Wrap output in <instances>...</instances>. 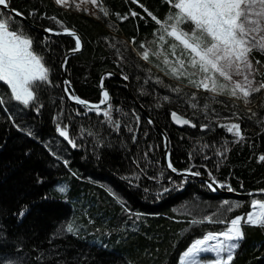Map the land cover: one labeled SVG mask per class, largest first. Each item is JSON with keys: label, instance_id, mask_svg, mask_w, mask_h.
<instances>
[{"label": "trees", "instance_id": "obj_1", "mask_svg": "<svg viewBox=\"0 0 264 264\" xmlns=\"http://www.w3.org/2000/svg\"><path fill=\"white\" fill-rule=\"evenodd\" d=\"M99 1L101 9L107 10V16L102 10L96 17L72 8L66 10L53 0H10L12 7L23 12V16L35 25L59 28L60 25L52 19L55 15L79 33L84 46L68 57L65 67V76L77 95L89 101H98L101 98L99 76L107 69L119 74L127 72L130 78L125 81L116 75L102 77V86L109 90L113 105H120L128 113L121 116V130L115 132L107 123L98 124L103 122L102 114L85 113L82 106L73 104L63 92L60 60L67 49L74 47V39L68 35L43 36L23 23L25 30L34 37L35 49L45 55L51 67L52 80L59 83L46 88L39 96V103L43 104L39 112L35 111L37 104L21 106L24 114L17 120L22 125L20 129L6 118V112L0 110V256L15 261L18 254L23 264H178L180 254L192 239L208 230H221L226 225L204 222L189 230L191 216L187 211L177 212L175 209L188 202L189 205L198 203L197 209L211 211L221 207L223 210L228 207L221 206L223 200L242 202L226 213V218L230 219L237 214H246L253 197L214 193L197 179H182L175 175L173 178L181 181L183 186L169 187L167 176L172 174L164 162L161 132L149 123L139 105L166 132L168 151L175 167L193 165L194 171L199 170L204 175L211 169L217 179L230 183L234 191L257 190L264 188V161L257 158L264 154V89L253 92L248 104L242 98L234 97L241 104L226 93L216 95L213 100L209 99L210 94L192 86H185L184 91L177 94L151 79L145 83V70L148 68L152 69V75L162 76L166 83L173 86L177 83L156 68V62L162 63V60L150 56L149 61H143L137 55L143 50L139 42L152 40L155 22L150 17L145 20L146 13L119 19L116 13L125 15L132 9L143 12L135 0ZM141 2L160 16L168 11L165 0ZM33 8L37 10L35 16L31 14ZM0 11L8 14L2 8ZM41 13L47 15L42 16ZM106 36L110 39L105 40ZM133 36L136 41H132ZM45 37L48 38L46 42ZM110 41L116 42L118 47L127 45L142 67L137 69L126 63L117 64L118 57L115 49L110 47ZM149 46L155 47L154 44ZM257 57L264 61V53L254 49L251 58L255 62ZM257 67L264 73V63ZM138 76L140 79H137ZM256 78L259 81L264 77L257 73ZM141 87L147 91L140 92ZM5 89L6 85L0 82V94ZM196 90L198 106L192 108L187 101L191 98L190 92ZM157 92L172 98L168 101L161 99L162 106L157 108ZM206 100L209 114L240 121L244 133L240 141L219 127V121H211V129L199 128V123L209 122L203 111ZM133 108L141 116L138 130L131 112ZM173 109L193 119L196 126L174 125L170 117ZM237 112L239 116L235 115ZM58 113L61 114L60 122L68 124L70 134L80 146L71 147L55 131L57 120L53 117ZM115 116H120V113L114 111ZM90 124L96 126L97 131L103 128L104 145L94 148L93 138L87 132L84 136L79 135L81 126L87 129ZM128 127H132L133 131L129 132ZM25 128H30L36 135L28 136ZM133 134L137 136L135 142L131 139ZM225 140L229 147L226 158L217 157L215 147ZM213 141L215 145L205 150L208 153L205 161L199 148L201 144ZM42 144L60 149V155L68 159L69 164L59 161L54 170L46 167L52 157ZM149 145L156 146L149 151V157L160 163L147 168V174L141 176L139 184L130 183L125 177L135 168L133 156L142 157ZM190 151L193 152L192 157L189 156ZM160 171L164 173L163 178L154 181L151 177ZM105 185L122 197L133 213H139V219L124 211L125 205L119 203ZM157 185L169 189L159 198ZM21 210L24 211L23 216L20 215ZM174 216L177 219H173ZM69 223L74 226L72 233L66 230ZM242 227L245 236L232 264H264V226L242 223ZM57 232L62 234L53 236ZM38 253L43 255V261L35 259Z\"/></svg>", "mask_w": 264, "mask_h": 264}, {"label": "snow or ice", "instance_id": "obj_2", "mask_svg": "<svg viewBox=\"0 0 264 264\" xmlns=\"http://www.w3.org/2000/svg\"><path fill=\"white\" fill-rule=\"evenodd\" d=\"M165 2L168 5V11L163 16L151 11L141 0H135V3L143 10L142 13L134 9L125 15L116 13L120 20L126 19L129 15L139 17L146 13L145 20L150 17L151 21L155 22L156 27L153 28L152 40H141L139 43L143 50L138 51L137 55L143 61H149L150 56L156 57L158 61L162 60V63L156 62V68L160 69L165 76L181 81L173 86L166 83L162 76L152 75V69L148 68L145 70L147 73L144 77L145 83H148L151 79L155 84L163 85L165 88L170 89L172 93L177 94L184 91L185 85L192 86L197 90L203 89L211 93L209 99L213 100L216 98L215 94L226 93L230 97L242 98L245 104H248L249 97L253 92L264 89V78L258 82L256 80L257 73L264 77V73H261L260 68L257 67L264 61L257 57L254 62L251 58L254 49L264 53V0H165ZM55 3L67 6V0H55ZM91 3L96 5L97 0H91ZM2 5H7L8 14L0 11V82L6 85L5 91L0 94V106H2L0 110L6 112V118L11 120L17 129H20L22 125L17 120L20 115L24 114L21 106L31 107L33 104H37L35 111L39 112L43 107V104L39 103V96L44 93L46 88L54 87L59 82L52 80L51 67L46 62L45 55L35 49L34 37L25 30L23 22L16 21V15L23 16L24 13L13 8L10 0H0V6ZM77 7H79V4H77ZM101 10L105 16L108 15L106 9L102 8ZM36 12L35 8L31 9L33 16L36 15ZM95 14L93 13V15ZM41 15L47 14L41 13ZM52 19L56 20L60 27H47L45 29L47 33L62 32L70 34L74 38V47L67 49L61 63L62 67H66L68 54L82 49V38L73 27L66 26L63 20L58 19L55 15L52 16ZM44 39L46 42L48 38L45 37ZM109 39V37H105V40ZM136 39L135 36L132 37V41H136ZM150 44L155 45L154 49L149 46ZM110 47L115 49V55L118 57L117 64L126 63L137 69L142 67L137 62L136 57L128 50L127 45L118 47L116 42L110 41ZM104 75L111 76L113 73L105 72ZM120 75L125 81L130 78L129 74L124 71L120 72ZM137 79H140V77L138 76ZM63 84L65 85L63 91L68 94L72 101L83 105L87 111H94L98 116L103 115V122H98V124L107 123L115 132L121 130V116H127L128 113L120 105H113L107 88H103L101 98L98 101L92 102L72 93L67 87L71 84L70 80L65 79ZM139 91L143 93L147 89L141 87ZM184 95H188V93L184 92ZM157 97V108L162 106L161 99L168 101L172 98L168 94L159 92H157ZM190 97L187 102L192 108H197L196 98L198 92L191 91ZM60 99L63 100L64 97ZM208 108L209 103L206 100L203 104V111L209 122L199 123V128L211 129L213 127L211 121L215 120L219 121V127L225 129L227 133L233 134L236 141L243 138L244 133L239 120H228V118H221L219 115L209 114ZM76 111L79 112V109H76ZM114 111L119 112L120 116L114 117ZM215 111L213 108L212 112L215 113ZM248 111L252 112V109H248ZM131 112L134 114L133 119L138 130L141 116L135 108ZM193 115H196V113H193ZM235 115L239 116L240 113L237 112ZM170 116L171 120L177 125L196 126L193 119L182 115L175 109L171 110ZM53 119L57 120L55 131L72 147L80 146L76 138L70 134L68 124L60 122L61 114L58 113ZM260 122L257 121V123ZM149 123H153L151 117H149ZM24 131L28 136L36 135L30 128H25ZM128 131L132 132L133 128L128 127ZM85 132L93 138L94 148L105 144L103 128L97 131L96 126L91 124L87 129L82 125L79 135L84 136ZM108 135L111 136V133H108ZM131 139L135 142L137 136L133 134ZM166 140L165 137V148H167ZM196 143L200 144V141ZM214 145L215 141L211 144H201L199 153L205 161L208 158V153L205 150L212 148ZM45 147L54 157L63 160L64 165L69 164V160L60 155V149H54L48 144H45ZM155 147V145H149L148 150L143 152L142 157L133 156L135 168L125 177L130 183L139 184L141 176L147 174V168L153 166V164L159 165L158 160H152L149 157V151ZM228 151L227 140L222 145L215 147V155L220 158H226ZM166 155L169 156L167 168L171 169L172 172L181 173L185 177L201 175L199 170H193V165L186 168L175 167L170 158V153L166 151ZM189 156L192 157L193 152L190 151ZM257 158L264 161V154L259 155ZM204 166L207 167V163ZM216 166H219V160ZM207 175L210 179L205 183L210 189L215 190L216 185L220 187L227 185L231 188V184L227 181L217 179L211 169ZM163 176V171H160L151 178L158 181ZM167 180L170 182L169 187L183 186L181 181L175 180L171 175L167 176ZM104 187L119 203L125 205L124 211L136 215V218L139 219L140 214L133 213V210L127 207L122 197L111 187L107 185ZM168 190L162 185H157V198ZM61 191H64V189L61 188ZM257 191L264 193V189ZM241 203L240 201L229 202L223 200L220 202L221 206H230L223 210L218 207L215 213L208 214H203L202 210L199 213L195 211L199 207L198 203L189 205L188 202H185V205H182L181 208L175 209L177 212L187 211L191 216V220L188 222L189 230L204 222H219L226 225L221 230H208L202 236L192 239L188 247L180 254V264H232L237 249L241 246L240 242L245 236L242 223L264 226V198L251 199V210L247 211L246 214H237L227 219L226 213L239 207ZM20 215H24L23 210H21ZM173 219H177V217L174 216ZM66 230L72 233L74 231L73 224L69 223ZM59 234H62V232L54 233L53 236ZM204 253H212L214 258H202ZM35 259L43 261L44 257L38 253ZM0 264H23V261L18 254L15 261L0 256Z\"/></svg>", "mask_w": 264, "mask_h": 264}, {"label": "water", "instance_id": "obj_3", "mask_svg": "<svg viewBox=\"0 0 264 264\" xmlns=\"http://www.w3.org/2000/svg\"><path fill=\"white\" fill-rule=\"evenodd\" d=\"M0 7H2L3 9H5V10L8 12V7H7V5H2V6H0ZM16 17L20 18V19H21L24 23H26L30 28H32L33 30L39 32V33L42 34V35L51 36V35H55V34H59V35H64V34H65V33H62V32H60V33H47V32L45 31V29H46L47 27H40V26H38V25H35V24H33L32 22H30L25 16H20L19 14H17ZM77 33H78V32H77ZM68 35H70V34H68ZM82 44H83V46H84V42H83V40H82ZM82 48H83V47H82ZM81 50H82V49H81ZM81 50H79V51H81ZM79 51H77V52H72V53L68 54V57H69L70 55H73V54L78 53ZM66 52H67V51H66ZM66 52H65V53H66ZM65 53L63 54V56H62V58H61V60H60V65H59L60 78H61V83H62L63 87H65V85L63 84V81L66 79V76H65V67H62V66H61V63H62V60H63V57H64ZM105 72H111V73H113V75L121 76L117 71H115V70H113V69H107V70L102 71V73H101L100 76H99V81H98L101 90H103V88H105V87L102 86V77H103V75H104ZM121 77H122V76H121ZM69 90H70L72 93L76 94V92H75V90H74L73 88H70ZM64 93H65V96H66L70 101H72V100L70 99V97H68V94H67L66 92H64ZM76 95H77V94H76ZM72 102L75 103V104H79V103L76 102V101H72ZM136 104L138 105L137 102H136ZM79 105H80V104H79ZM81 106H83V105H81ZM83 107H84V106H83ZM139 107H140V109L142 110V112H143V114L145 115V117L149 120V117H151V116L145 111V109H144L141 105H139ZM87 112H94V111H87ZM151 118H152V117H151ZM152 120H153V119H152ZM153 122H154V120H153ZM172 122H173V121H172ZM154 123H155V122H154ZM173 124L176 125V126H178V127L183 126V125H177V124H175L174 122H173ZM155 125L159 128V130H160V132H161V135H162V137H163L164 161H165V165H166V168H167V161H168V158H169V156L166 155V151L168 152V139L166 140L167 148H165V137L167 138V134H166V132H165L162 128H160L156 123H155ZM190 126H191V125H190ZM167 169H168V168H167ZM168 170L171 172L172 175L181 176V177L188 178V179H189V178H197V179H201L203 182L209 180V178L204 177L202 174H201L200 176L189 175V176L185 177V176H183V174H181V173H174V172H172L171 169H168ZM205 184H206V183H205ZM213 191H214L215 193L234 194V195H236V196H241V197H244V196H252V195H258V194H264V193H260V192L257 191V190H250V191H247V192H235V191H234V192H230L229 190H222L221 187H220L219 185H216V186H215V190H213ZM250 192H251V195H250Z\"/></svg>", "mask_w": 264, "mask_h": 264}, {"label": "rangeland", "instance_id": "obj_4", "mask_svg": "<svg viewBox=\"0 0 264 264\" xmlns=\"http://www.w3.org/2000/svg\"><path fill=\"white\" fill-rule=\"evenodd\" d=\"M54 2H55V0H54ZM77 4H79V7H77ZM61 7H63L64 9H70V8H72V9H74V10H76V11H79V12H85L87 15H89V16H91V17H96L98 14H99V12L101 11V1H99V0H97V4L96 5H93L92 3H91V0H67V6H65V5H60ZM93 13H96L95 15H93ZM152 67V66H151ZM155 71L157 70L156 68H154V67H152ZM159 72V71H158ZM162 71H160V73H161ZM163 73V72H162ZM164 74V73H163ZM162 74V75H163ZM169 78H171V77H169ZM172 80H174L173 78H171ZM256 80H257V78H256ZM174 81H176L177 83H180V81H177V80H174ZM257 82H258V80H257ZM185 86H187V85H185ZM187 87H189V86H187ZM193 89H195L194 87H192ZM200 91H202V92H205V93H207V94H210V95H212L211 93H209V92H207L206 90H203V89H199ZM10 91V90H9ZM197 91V90H196ZM101 92H102V90H101ZM221 93H218V94H215V96L216 95H220ZM230 97V96H229ZM230 98H234V97H230ZM237 102H239V103H241L242 104V102H240L238 99H236V98H234ZM102 106H105V105H102ZM246 107H248V106H246ZM188 126H190V125H188ZM163 140V139H162ZM164 148V147H163ZM46 151H47V153H48V155L50 156V157H52V161H50V164L48 163V165H46V167H48L49 169H51V170H54L56 167H57V165H58V163L57 162H59V161H61V163L63 164V160H60V159H57L56 157H54L47 149H46ZM169 171V170H168ZM170 172V171H169ZM173 176V175H172ZM176 176V175H175ZM188 179V178H187ZM226 186V185H225ZM262 189H264V188H262ZM230 192H234V191H232L230 188L228 189ZM253 190H256V189H253ZM257 190H259V189H257ZM239 192H242V191H239ZM228 195H232V196H235V197H241V196H236V195H234V194H228ZM245 197V196H244ZM252 197L253 198H264V194H258V195H252ZM252 198V199H253ZM229 202H232V201H229ZM228 207L230 206V205H227ZM223 208H225V206H223ZM201 210L203 211V214H208V213H215L216 212V210L215 209H213V210H211V211H208V210H204L203 208H199V209H195V211L196 212H201ZM250 210H251V204H250ZM202 258H206V259H212V258H214V254H212V253H204V254H202ZM178 264H180V257H179V261H178Z\"/></svg>", "mask_w": 264, "mask_h": 264}, {"label": "bare ground", "instance_id": "obj_5", "mask_svg": "<svg viewBox=\"0 0 264 264\" xmlns=\"http://www.w3.org/2000/svg\"><path fill=\"white\" fill-rule=\"evenodd\" d=\"M54 1V0H53ZM0 8H2V7H0ZM3 9V8H2ZM5 12H7L5 9H3ZM8 13V12H7ZM16 18H18V17H16ZM20 21H22L20 18H18ZM23 22V21H22ZM24 23V22H23ZM26 24V23H25ZM27 25V24H26ZM79 34V33H78ZM55 35H59V34H55ZM55 35H51V36H55ZM64 35H68V34H64ZM43 36H47V35H43ZM68 36H70V35H68ZM81 37V36H80ZM74 39V38H73ZM156 72H158V70H156ZM59 74H60V70H59ZM101 74V73H100ZM67 79V78H66ZM60 83H61V78H60ZM61 87H62V89H63V85H62V83H61ZM67 87L70 89V88H73L72 87V85L70 84V85H67ZM64 92V91H63ZM67 98V97H66ZM68 99V98H67ZM72 102V101H71ZM92 102H95V101H92ZM73 103V102H72ZM73 104H75V103H73ZM75 105H78V106H81V105H79V104H75ZM83 107V106H82ZM84 109H85V107H83ZM85 113H90V112H87V110L85 109ZM171 117V116H170ZM155 122V121H154ZM152 123L153 125H155V123ZM156 126V125H155ZM162 139H163V137H162ZM167 139H168V137H167ZM66 141V140H65ZM67 142V141H66ZM43 145V144H42ZM44 147H45V145H43ZM71 146V145H70ZM72 147V146H71ZM46 148V147H45ZM163 152H164V148H163ZM168 153H169V151H168ZM165 162V161H164ZM204 177H207V178H209L210 179V177H208L207 175H204V174H202ZM178 177H181V176H178ZM182 179H187V178H184V177H181ZM189 179H197V178H189ZM197 180H199V181H201V182H203L201 179H197ZM203 183H205V182H203ZM207 186V185H206ZM221 189L222 190H228L229 189V187L226 185V186H224V187H221ZM232 191H234L232 188H230ZM211 191L212 192H214L213 191V189H211ZM250 191V190H249ZM235 192H239V191H235ZM242 192H247V191H242ZM215 193V192H214Z\"/></svg>", "mask_w": 264, "mask_h": 264}]
</instances>
